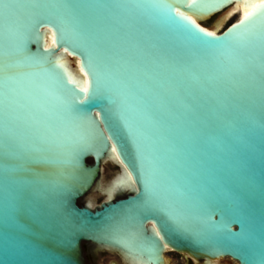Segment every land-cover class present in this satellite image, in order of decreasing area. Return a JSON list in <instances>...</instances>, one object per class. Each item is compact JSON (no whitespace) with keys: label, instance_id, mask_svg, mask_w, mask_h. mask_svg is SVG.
Returning <instances> with one entry per match:
<instances>
[{"label":"water","instance_id":"water-1","mask_svg":"<svg viewBox=\"0 0 264 264\" xmlns=\"http://www.w3.org/2000/svg\"><path fill=\"white\" fill-rule=\"evenodd\" d=\"M7 2L17 7L7 17L0 7V51L10 53L17 134L39 150L0 158V264H88L86 254L95 264H119L114 251L133 264L114 239L129 233L152 245L154 264H166L167 251L184 254L188 264H221L225 257L261 264L264 94L246 73L229 75L211 61L172 18L177 11L193 15L211 32L207 18L219 17L232 0L203 13L189 0H67L78 5L75 18L31 7L58 0ZM164 4L173 11L154 6ZM254 16L244 28L242 17L211 33L264 30ZM77 23L92 40L74 37ZM47 28L54 45H45ZM98 45L113 79L105 98L90 97L73 110L70 102L85 94L58 57L79 59L91 93L96 85L85 54L95 55ZM121 81L133 89L126 99ZM112 146L134 186L98 198L107 165L123 173Z\"/></svg>","mask_w":264,"mask_h":264},{"label":"snow or ice","instance_id":"snow-or-ice-1","mask_svg":"<svg viewBox=\"0 0 264 264\" xmlns=\"http://www.w3.org/2000/svg\"><path fill=\"white\" fill-rule=\"evenodd\" d=\"M224 0H210V2L197 3V0H189L188 7L197 9L199 12L212 11L215 8L222 5ZM103 7L104 5H97ZM120 5H111V7H119ZM155 7H162L169 10V13L173 11L171 4L154 5ZM0 7L3 8L5 16L7 17L10 10L17 7L10 4L7 0H4ZM33 8L50 7L53 9H63L65 12L74 17V10L78 5L68 3L67 0L63 2L53 3L50 5H31ZM259 17V22L264 24V0H262V7L260 9L252 8L250 5H246L245 18L240 24V28H244L246 25L253 24L256 17ZM177 24L190 35L191 40L201 45L205 50L207 57L215 62L218 66L224 69L229 75H235L236 73H246L249 83L259 88L262 94H264V30L260 32L243 31L238 32L237 26H233L223 38L215 37L213 33L208 32L202 28L191 16H185L183 12L177 11L175 16L172 17ZM73 35L76 39H80L85 42L92 40V34L87 27H80L78 23L73 25ZM98 50L95 55L91 53L85 54V66L89 70V74L93 77L96 87L89 93V88L86 86L80 89L81 93L85 95L83 98L73 99L69 107L73 110L76 105L84 104L90 97L105 98L108 91L106 85L112 81L113 73L106 70L101 65L107 58L106 50L97 46ZM243 49H247V55H245ZM10 55L7 48L0 51V72L5 73L0 77V158L7 159L10 156L20 153L23 150L38 151L35 146H26L22 143L19 135L17 134V125L15 123L14 113L16 111L14 90L11 84L14 77L7 74V70L11 67V64L7 62V57ZM39 61H37L38 63ZM71 83V81H69ZM121 89V95L126 99L132 94L133 89L123 81L119 82ZM109 102H113L109 97ZM123 103V100L121 101ZM99 115V113H97ZM151 115V114H150ZM112 151L115 152L116 148L113 146ZM72 162V161H70ZM7 171V169L5 170ZM131 173H128L130 176ZM121 180L119 183H124ZM146 194L151 197L152 188L150 184H145ZM11 192L10 185H5L6 197ZM174 219L173 217H169ZM156 229V225H153ZM157 237L160 236L159 230L155 231ZM115 243L119 244L124 250L127 257H129L133 264H154V249L150 244L138 243L135 234L129 233L119 238H114ZM161 239H163L161 237ZM166 246V245H165ZM147 256V259L144 257ZM261 264H264V259L261 260Z\"/></svg>","mask_w":264,"mask_h":264},{"label":"bare ground","instance_id":"bare-ground-1","mask_svg":"<svg viewBox=\"0 0 264 264\" xmlns=\"http://www.w3.org/2000/svg\"><path fill=\"white\" fill-rule=\"evenodd\" d=\"M261 3L262 0H232L231 4L229 5V8L219 17L216 15L209 16L206 22L213 21V23L210 26H205V27L213 33H218L220 32V28L222 27V24L230 17L234 15H237V18L245 17L246 5H250L252 8L256 9ZM191 17L193 20L197 22L196 17H194L193 15H191ZM45 45L46 46L54 45L53 32L49 28L45 29ZM58 61L66 69L68 76L71 80L75 81L82 88L86 86V83L88 85L87 75L84 72V70L81 68L78 58H74L68 53H63L58 57ZM110 156L113 160L117 161L119 165H121L120 167L122 168L123 173H118V172L112 173L109 176V178L101 184L102 185L101 190H103V194L99 195L97 193L96 197L98 198H106L108 196H113L115 194V189L118 186L124 187L125 190H128L129 188L134 186L131 176H128L127 170L120 163L116 151L113 152L111 150ZM121 180H124L125 182L119 183ZM119 254L116 251H114L112 257L117 259L119 264H126L121 260L122 255ZM165 260H166V264H168L169 260L166 256H165ZM220 262L221 260H219L217 264H220Z\"/></svg>","mask_w":264,"mask_h":264},{"label":"rangeland","instance_id":"rangeland-1","mask_svg":"<svg viewBox=\"0 0 264 264\" xmlns=\"http://www.w3.org/2000/svg\"><path fill=\"white\" fill-rule=\"evenodd\" d=\"M236 18H237V15H234V16L230 17L228 20H226L222 24V27L220 28V31L222 29H224L230 22H232ZM113 171H114V167L111 164L107 165L106 170H105V178L108 179ZM165 256L169 260L168 264H188L187 257L184 254H182V253L175 252V251H167L165 253ZM224 262H229L230 264H237V261H235V260H233V259H231L229 257H225L221 264H224ZM88 264H95L93 262L92 257L90 255L88 256ZM112 264H114V263H112Z\"/></svg>","mask_w":264,"mask_h":264},{"label":"flooded vegetation","instance_id":"flooded-vegetation-1","mask_svg":"<svg viewBox=\"0 0 264 264\" xmlns=\"http://www.w3.org/2000/svg\"><path fill=\"white\" fill-rule=\"evenodd\" d=\"M88 256H89V255H88V254H86V259H87V261H88Z\"/></svg>","mask_w":264,"mask_h":264}]
</instances>
